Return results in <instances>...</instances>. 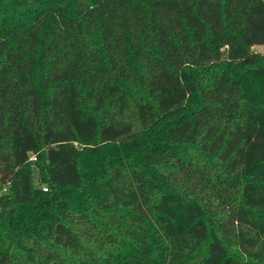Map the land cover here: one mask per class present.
I'll return each instance as SVG.
<instances>
[{
    "label": "trees",
    "instance_id": "obj_1",
    "mask_svg": "<svg viewBox=\"0 0 264 264\" xmlns=\"http://www.w3.org/2000/svg\"><path fill=\"white\" fill-rule=\"evenodd\" d=\"M254 45L264 0H0V264H264Z\"/></svg>",
    "mask_w": 264,
    "mask_h": 264
},
{
    "label": "rangeland",
    "instance_id": "obj_2",
    "mask_svg": "<svg viewBox=\"0 0 264 264\" xmlns=\"http://www.w3.org/2000/svg\"><path fill=\"white\" fill-rule=\"evenodd\" d=\"M252 49L254 50V51H259V52H261V53H264V45H254L253 47H252ZM36 175V174H35ZM35 175H34V184H36V185H38L37 183V180H35Z\"/></svg>",
    "mask_w": 264,
    "mask_h": 264
},
{
    "label": "built area",
    "instance_id": "obj_3",
    "mask_svg": "<svg viewBox=\"0 0 264 264\" xmlns=\"http://www.w3.org/2000/svg\"><path fill=\"white\" fill-rule=\"evenodd\" d=\"M32 160H35V158L33 157ZM44 191H46V189H43Z\"/></svg>",
    "mask_w": 264,
    "mask_h": 264
}]
</instances>
